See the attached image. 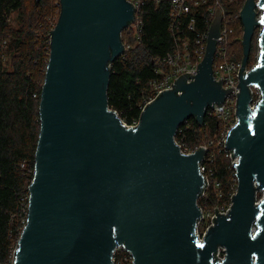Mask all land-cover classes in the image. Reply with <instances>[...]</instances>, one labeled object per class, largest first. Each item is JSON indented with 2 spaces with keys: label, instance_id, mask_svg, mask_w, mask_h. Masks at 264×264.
<instances>
[{
  "label": "water",
  "instance_id": "1",
  "mask_svg": "<svg viewBox=\"0 0 264 264\" xmlns=\"http://www.w3.org/2000/svg\"><path fill=\"white\" fill-rule=\"evenodd\" d=\"M60 7L41 92L27 222L13 264H113L117 247L132 254L133 264H264V0H246L240 12L238 123L226 141L239 158L238 190L226 215L215 209L203 241L196 227L208 185L200 171L207 150L183 154L175 137L191 119L202 125L208 110L234 91L214 79L221 9L198 74L181 75L147 104L136 127H127L109 107L107 90L109 64L126 51L122 33L135 21V6L60 0ZM259 26V61L246 74ZM252 86L260 91L254 109ZM219 247L225 260L217 257Z\"/></svg>",
  "mask_w": 264,
  "mask_h": 264
},
{
  "label": "trees",
  "instance_id": "2",
  "mask_svg": "<svg viewBox=\"0 0 264 264\" xmlns=\"http://www.w3.org/2000/svg\"><path fill=\"white\" fill-rule=\"evenodd\" d=\"M220 2L229 6V13L238 14L243 7L242 3L232 7L229 0ZM170 8V0L159 4L148 1L141 33L127 35L123 31L122 40L128 48L109 64V107L128 125L139 121L143 104L152 96V83L159 78L157 64L175 47V35L209 33L212 21L206 23L202 14L197 15L195 31L188 30L187 18L176 29ZM60 12V0H0V264H13L25 225L40 135L41 92ZM242 39L239 19L230 46L236 60L243 59ZM256 49L254 38L249 64ZM218 122L208 114L202 125L191 119L178 129L176 140L186 146L207 142L219 129ZM212 168L228 193L233 174L230 161L217 153Z\"/></svg>",
  "mask_w": 264,
  "mask_h": 264
},
{
  "label": "built area",
  "instance_id": "3",
  "mask_svg": "<svg viewBox=\"0 0 264 264\" xmlns=\"http://www.w3.org/2000/svg\"><path fill=\"white\" fill-rule=\"evenodd\" d=\"M135 6V21L124 31L127 32V35H131L133 33H141V28L144 24L143 21V8L147 4L148 1L154 2L155 4H159L161 0H127ZM246 0H229L228 5H239L240 3L245 4ZM257 4L259 0H256ZM171 8H170V18L172 20V26H175L176 29H179L180 25L184 23V19L187 18V28L189 31H195L196 26L198 24L197 15L202 14L206 15V23L208 24L214 21L216 17V10L220 8L222 11V21H221V36L217 40V51L214 59V79L219 81L220 79H224L222 83L223 89L234 88V91L230 92L227 96L225 102L223 104L215 105L214 108H210L207 112L211 118L218 119L219 129L212 136L210 140L207 142H203L201 144H196L195 146H186L181 141L176 140L177 145L180 146L181 152L183 154H193L200 147H204L207 150V153L204 157L203 162L200 165V171L203 176L206 177L207 187H205L202 195L198 200V206L201 211V218L197 223L196 234L198 235V239L203 241L204 236L209 227L214 226L215 222H213L214 217H218L216 215V208L218 209L220 214H227L228 210H231V206L233 205V195H236L238 190V180L236 177V167L233 163H238L239 158L231 156V151L226 146L227 136L231 131V128H234L238 123L237 117V92H240L239 85V71L242 67V60H236L231 57V41L235 34V27L237 20L241 19V8L240 12L229 13V6H222L220 0H170ZM257 20L261 19L263 15V11L257 7ZM208 17V19H207ZM210 20V21H209ZM183 21V22H182ZM210 25V28L212 26ZM263 31V27L259 26L256 31V45L257 49L254 52V62L247 64L245 67L246 74L250 72L259 61V39L260 34ZM244 33V30H243ZM254 34V36H255ZM254 39V38H253ZM176 45L175 47L157 64L156 73L159 75V78L152 83L151 98L143 104L141 113L145 110L147 104L154 101L160 94V92L173 89L172 84L175 85V80H177L181 75L190 73L191 75H197L198 64L202 62L207 48L208 35L203 33H198L194 37H189L187 34L182 36L181 34L175 35ZM125 49L128 48L126 44ZM251 66V64H253ZM195 77L189 78L188 83L194 81ZM251 92L253 94V104L251 107L254 109L257 102L260 100V91L256 86L251 87ZM216 111H215V110ZM140 120V118H139ZM124 122V121H123ZM125 123V122H124ZM126 124V123H125ZM139 124V121L133 125H127V127H136ZM217 153L225 155V157L230 161L231 170H233L232 174V184L230 191L226 193L222 189V182H220L219 178L214 172L212 168L213 160ZM232 154H234L232 152ZM214 194V195H213ZM214 197V199L212 198ZM259 198H261V194H259ZM259 201L257 202V204ZM29 205V204H28ZM27 214L28 208L26 211V220L27 222ZM24 225V226H25ZM226 249L224 247H219L217 252V257L220 261L225 260ZM113 264H133L134 257L130 252H128L123 247H117L114 256H113Z\"/></svg>",
  "mask_w": 264,
  "mask_h": 264
},
{
  "label": "rangeland",
  "instance_id": "4",
  "mask_svg": "<svg viewBox=\"0 0 264 264\" xmlns=\"http://www.w3.org/2000/svg\"><path fill=\"white\" fill-rule=\"evenodd\" d=\"M57 21H58V16H57ZM257 36H256V34H255V36H254V38H256ZM255 41L257 42V40L255 39ZM252 62H254L255 63V61L253 60ZM254 63L253 64H251V66L252 65H254Z\"/></svg>",
  "mask_w": 264,
  "mask_h": 264
}]
</instances>
